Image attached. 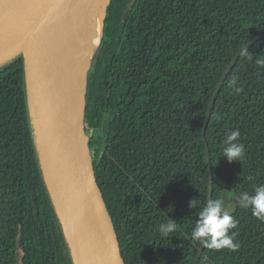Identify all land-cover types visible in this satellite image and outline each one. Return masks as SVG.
<instances>
[{"label":"trees","instance_id":"trees-1","mask_svg":"<svg viewBox=\"0 0 264 264\" xmlns=\"http://www.w3.org/2000/svg\"><path fill=\"white\" fill-rule=\"evenodd\" d=\"M111 0L88 77L85 126L94 171L125 264H264V221L237 203L264 185V39L216 87L238 52L264 34V0ZM238 77L243 90L233 93ZM240 131L245 157L223 158ZM211 199L234 201L235 251L191 239ZM198 199L197 209H189ZM177 227L167 238L159 226ZM0 264H72L39 170L27 117L23 62L0 72Z\"/></svg>","mask_w":264,"mask_h":264},{"label":"water","instance_id":"water-1","mask_svg":"<svg viewBox=\"0 0 264 264\" xmlns=\"http://www.w3.org/2000/svg\"><path fill=\"white\" fill-rule=\"evenodd\" d=\"M91 0H0V72L13 62H23V88L28 123L42 180L54 210L72 264H125L119 240L97 184L90 135L85 126L88 77L103 38V29L111 0L102 5L100 44L96 49L84 82L71 83V73L63 54L67 23L77 42L82 44L81 18ZM136 0H130L131 12ZM264 39V34L244 46L223 73L209 105L203 135L208 126L215 100L239 55L247 47ZM67 46V48H66ZM48 146L56 168L66 208L74 222L81 260L75 258L65 227L46 182L36 144L35 120ZM209 199L212 197V173L209 151ZM224 199L234 201L232 193ZM203 245L200 252H203Z\"/></svg>","mask_w":264,"mask_h":264},{"label":"clouds","instance_id":"clouds-1","mask_svg":"<svg viewBox=\"0 0 264 264\" xmlns=\"http://www.w3.org/2000/svg\"><path fill=\"white\" fill-rule=\"evenodd\" d=\"M247 51V47L243 49ZM255 64L264 68V54L255 58ZM228 87L233 93L239 94L243 89L238 86V77L233 76ZM240 131H230L225 138L223 147V158L229 163L240 161L245 157V146L240 142ZM237 203L245 209H250L252 215L258 220L264 221V185L254 189V194L242 193L237 198ZM198 199H191L188 203L189 209H197ZM195 226L191 231V239L199 242L205 248L220 251L229 250L232 252L240 248V244L235 240L236 233L232 231L237 227L236 219L226 210L225 202L222 198L209 199L200 207ZM177 227L176 221L168 219L166 223L159 226V234L162 238H167Z\"/></svg>","mask_w":264,"mask_h":264},{"label":"bare ground","instance_id":"bare-ground-1","mask_svg":"<svg viewBox=\"0 0 264 264\" xmlns=\"http://www.w3.org/2000/svg\"><path fill=\"white\" fill-rule=\"evenodd\" d=\"M105 0H91L84 8L81 18L82 44L77 42L73 29L67 23L64 28V41L67 42L68 50H63L68 70L71 73V83L80 84L84 82L85 75L89 69L91 59L100 44V18L102 5ZM33 118L36 128V144L39 150L41 166L49 186L53 200L55 202L59 216L61 217L67 239L73 249L75 258L81 260L77 235L74 229V222L66 208L64 196L59 184L56 168L54 167L46 141L36 123L34 109L32 108Z\"/></svg>","mask_w":264,"mask_h":264},{"label":"rangeland","instance_id":"rangeland-1","mask_svg":"<svg viewBox=\"0 0 264 264\" xmlns=\"http://www.w3.org/2000/svg\"><path fill=\"white\" fill-rule=\"evenodd\" d=\"M89 135H92V133H88ZM92 155L94 156V150H92ZM232 203V201H229L228 199H226V207H228L230 204Z\"/></svg>","mask_w":264,"mask_h":264}]
</instances>
